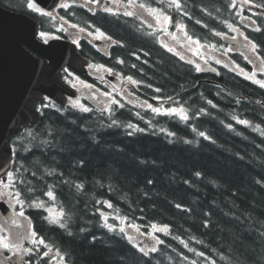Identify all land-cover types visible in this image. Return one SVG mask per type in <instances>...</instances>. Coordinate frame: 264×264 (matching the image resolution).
I'll return each mask as SVG.
<instances>
[{"label":"trees","instance_id":"16d2710c","mask_svg":"<svg viewBox=\"0 0 264 264\" xmlns=\"http://www.w3.org/2000/svg\"><path fill=\"white\" fill-rule=\"evenodd\" d=\"M122 1L221 53L239 24L264 62V13L254 26L242 23L237 0ZM246 1L264 10V0ZM84 14L62 10L82 27ZM138 15L93 20L142 67L130 72L146 97L181 113L128 102L44 108L37 125L13 138L12 183L33 232L65 264H264V71L239 52L228 55L242 71H199L160 45L161 26ZM125 224L168 233L146 252Z\"/></svg>","mask_w":264,"mask_h":264},{"label":"water","instance_id":"95a60500","mask_svg":"<svg viewBox=\"0 0 264 264\" xmlns=\"http://www.w3.org/2000/svg\"><path fill=\"white\" fill-rule=\"evenodd\" d=\"M37 2L53 10L61 0ZM36 34V22L0 7V56L4 59L1 62L12 69L10 75L0 76V175L8 169L12 158L8 135L20 130L23 123L38 122V100L48 95L66 104V95H77V90L61 76L64 64L74 65L80 57L75 45L62 39L43 43ZM23 45L32 47L51 63L36 58ZM15 59L21 64L13 62Z\"/></svg>","mask_w":264,"mask_h":264},{"label":"flooded vegetation","instance_id":"af4514ba","mask_svg":"<svg viewBox=\"0 0 264 264\" xmlns=\"http://www.w3.org/2000/svg\"><path fill=\"white\" fill-rule=\"evenodd\" d=\"M89 5L95 11L98 9L108 11L117 9L115 5H108L106 1L99 2L97 5L91 2ZM49 14L55 16V13ZM58 33L62 35V30H59ZM63 33L67 37H71L75 34L70 30H66ZM48 38L49 37H44L43 40H48ZM112 45L113 43L111 42L103 46H97L88 39L84 43V54H82L89 61V64L85 68V72L82 73L74 70L72 67L66 66L63 71L64 76H83L84 79L89 81H87L89 86L94 87L97 94L100 88L107 90L113 88L114 91H123L124 94L128 95V83L122 82L118 84L110 82L107 78V76L111 75L122 76L119 71L124 73L128 69V65L121 59L123 57L121 50H119V48L115 49V46ZM113 53H116L118 56L115 58L111 57ZM85 91L87 93L86 96H90L88 88H85ZM81 97L83 98L84 96ZM87 99V97L84 98V100ZM8 199L9 192L0 185V201H8ZM15 215L19 218L17 221L16 218L9 220L0 209V264H38L37 258H32L28 255L29 251L22 249V243H25L22 240L25 234V231H22V218L24 219V217H22L21 211L15 212ZM14 231H17V236L14 235Z\"/></svg>","mask_w":264,"mask_h":264},{"label":"rangeland","instance_id":"374dc122","mask_svg":"<svg viewBox=\"0 0 264 264\" xmlns=\"http://www.w3.org/2000/svg\"><path fill=\"white\" fill-rule=\"evenodd\" d=\"M238 0V3L239 4H244L246 5L245 1L244 0ZM34 7H37L33 4ZM236 14L238 16V20H242V17L244 16L243 13L241 12V9L238 7L236 9ZM149 18H153L151 15ZM159 20H160V17L155 20V22L159 23ZM154 21V20H153ZM165 24V23H164ZM166 26V24H165ZM231 27L233 29H238L240 27L239 24H231ZM166 36H169V40H165L163 36V42L165 43V46L167 48H169L170 50H176V48H178L179 46L181 48H183L184 50H188V51H191L193 52L194 54L196 55H201L202 58H204L206 61H211V60H215L216 59L209 55L210 53V49L209 48H205L204 49V52H198V50L201 49V46H200V43L197 41V40H192V39H189L186 35H184L183 32H180L179 34H176L175 37L167 34ZM181 38V39H180ZM172 39H175L174 41H172ZM177 46V47H175ZM229 47L230 49L232 50H235V51H240L243 53L242 49H246L247 51V55L249 57V60L251 61L252 65H254V67L259 70V71H262L264 69V64L262 61H260L259 59L255 58L253 55L250 56V54H253L252 53V50H253V47L248 45L243 39H240L239 35L237 33L234 34V37L233 39L230 40V43H229ZM229 49V50H230ZM231 51V50H230ZM180 55V53H179ZM183 56V55H181ZM218 57H219V62L222 63V62H225L227 61L228 57L226 58V56L222 55V54H218ZM192 61H194V58H190ZM195 62V61H194ZM197 64V67L200 69L202 67L201 63H196ZM230 67L233 68V64H230L229 65ZM79 83V87L81 89H85V87H83L84 83L83 82H78ZM89 91H93V89L91 87H89ZM100 94H103V96L99 97V100H102V101H106V97L104 96L105 92H100ZM93 98H96L97 96L92 95ZM75 102V100H74ZM107 103V102H106ZM166 111H174L175 109L174 108H171V109H168L166 108L165 109ZM22 226H24V230H26V233L23 235L22 237V240L27 236L28 232L30 230V222L28 220H25V221H22ZM153 226V225H152ZM150 226L148 227V229H143V228H140L138 226H133L132 227V230H137L139 232H142V233H150V231L152 232H163V235H165L167 232H168V229L164 226ZM128 228V225H124L123 226V229L126 230ZM129 239L136 243L137 245L140 244L139 240L137 239V237H135L134 235L130 234L129 235ZM143 238H141L142 240ZM144 240V239H143ZM157 244H159V241H157ZM140 246L143 248V249H146V250H151V249H154L156 247V242L155 241H152V242H145L143 245L140 244Z\"/></svg>","mask_w":264,"mask_h":264},{"label":"bare ground","instance_id":"6f19581e","mask_svg":"<svg viewBox=\"0 0 264 264\" xmlns=\"http://www.w3.org/2000/svg\"><path fill=\"white\" fill-rule=\"evenodd\" d=\"M129 24H130V23H129ZM131 24H132V23H131ZM132 25H133V24H132ZM122 54H123V52H122ZM241 67H242V66H241ZM138 69H140V70H141V69H142V67H141V66H138V65H135V66H134V68H133L132 70H133V71H136V70H138ZM151 226H152V225H151ZM161 226H163V225H161ZM164 227H166V226H164ZM166 228H167V227H166ZM143 229H144V228H143ZM167 229H168V228H167ZM145 230H146V229H145ZM132 232H136V233H142V232H139V231H137V230H134V229L132 230ZM167 233H168V232H167ZM167 233H166V234H167ZM166 234H165V235H166ZM159 243H160V242H159ZM158 245H159V244H158Z\"/></svg>","mask_w":264,"mask_h":264},{"label":"snow or ice","instance_id":"6c2138e0","mask_svg":"<svg viewBox=\"0 0 264 264\" xmlns=\"http://www.w3.org/2000/svg\"><path fill=\"white\" fill-rule=\"evenodd\" d=\"M45 34H42V36H44ZM45 42H47V40H45Z\"/></svg>","mask_w":264,"mask_h":264}]
</instances>
